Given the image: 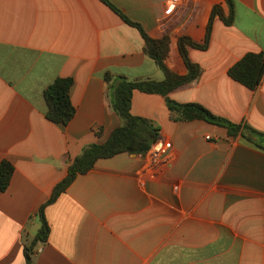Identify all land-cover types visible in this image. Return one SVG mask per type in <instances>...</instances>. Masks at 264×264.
<instances>
[{"label":"crops","instance_id":"crops-1","mask_svg":"<svg viewBox=\"0 0 264 264\" xmlns=\"http://www.w3.org/2000/svg\"><path fill=\"white\" fill-rule=\"evenodd\" d=\"M148 35L170 37L167 67L188 73L179 38L206 37L226 0H110ZM217 16L208 49H189L202 75L170 94L264 132V77L250 90L229 76L247 53H264V0H234ZM145 40L101 0H0V163L15 171L0 192V264H27L40 209L71 162L122 124L103 73L163 81ZM72 78L76 115L47 118L46 88ZM131 112L172 144L171 164L146 170L147 154L121 153L80 174L44 209L47 242L33 264H264V151L203 120L175 121L164 96L136 90Z\"/></svg>","mask_w":264,"mask_h":264},{"label":"trees","instance_id":"trees-1","mask_svg":"<svg viewBox=\"0 0 264 264\" xmlns=\"http://www.w3.org/2000/svg\"><path fill=\"white\" fill-rule=\"evenodd\" d=\"M101 1L119 14L127 24L139 30L145 40V53L154 59L163 70L165 79L163 81H131L123 75H114L110 71L103 73V78L109 83L112 107L121 118L122 124L113 131L105 143L92 144L71 162L68 176L56 186L52 199L39 211L42 227L30 245L27 246L25 253L27 264H33V249L39 243L47 242L49 237L50 227L45 218V207L53 203L61 193L65 192L78 175L90 171L101 159L110 158L121 153L146 154L158 140L159 128L155 123L150 119L134 116L131 112L133 94L136 90L164 96L175 121L203 120L225 127L230 137L236 138L241 135L246 143L264 151V132L245 122L235 123L226 117L219 116L200 103H181L170 97L173 91L195 81L202 75V68L191 60L189 49H208L212 38L215 17L219 16L226 25L233 24L234 0H226L231 9V14L228 17L223 14L220 6L213 8L203 43H197L188 36L179 38L180 54L188 69V73L184 76L172 72L165 63L171 43L168 35L160 39L150 37L140 23L126 16L110 0ZM229 76L250 90H256L264 77V53H247L230 68ZM73 84L74 80L72 78L59 77L46 88L44 92L47 104L46 115L53 123L66 126L76 115V107L71 99ZM14 171L15 166L11 161L3 160L0 163V192L8 190Z\"/></svg>","mask_w":264,"mask_h":264},{"label":"built area","instance_id":"built-area-1","mask_svg":"<svg viewBox=\"0 0 264 264\" xmlns=\"http://www.w3.org/2000/svg\"><path fill=\"white\" fill-rule=\"evenodd\" d=\"M178 1L179 0H170L167 5L168 9L172 10ZM171 149L172 144L170 142H155L146 153L148 159L146 170L156 171L169 166L172 161Z\"/></svg>","mask_w":264,"mask_h":264}]
</instances>
